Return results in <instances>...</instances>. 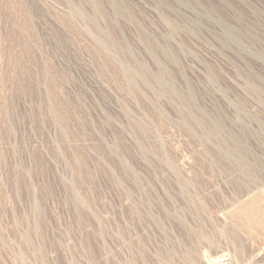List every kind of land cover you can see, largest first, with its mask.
Masks as SVG:
<instances>
[{"label": "rangeland", "instance_id": "1", "mask_svg": "<svg viewBox=\"0 0 264 264\" xmlns=\"http://www.w3.org/2000/svg\"><path fill=\"white\" fill-rule=\"evenodd\" d=\"M0 264H264V0H0Z\"/></svg>", "mask_w": 264, "mask_h": 264}]
</instances>
